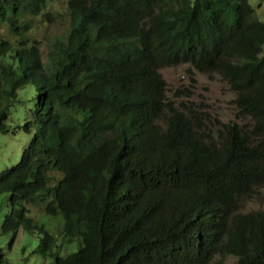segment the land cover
<instances>
[{
  "label": "trees",
  "instance_id": "trees-1",
  "mask_svg": "<svg viewBox=\"0 0 264 264\" xmlns=\"http://www.w3.org/2000/svg\"><path fill=\"white\" fill-rule=\"evenodd\" d=\"M61 1L69 27L43 62L33 20ZM0 25V133L17 90L36 91L30 141L0 172L8 251L42 206L63 221L59 241L41 231L49 264H264V206L244 209L264 200V22L248 0H0ZM179 65L223 78L247 121L169 100L159 70Z\"/></svg>",
  "mask_w": 264,
  "mask_h": 264
},
{
  "label": "rangeland",
  "instance_id": "rangeland-1",
  "mask_svg": "<svg viewBox=\"0 0 264 264\" xmlns=\"http://www.w3.org/2000/svg\"><path fill=\"white\" fill-rule=\"evenodd\" d=\"M255 9L259 21L264 22V2L260 0H248ZM51 21L38 16L33 20V29L30 38L40 43V53L43 62L46 61L48 46L57 38L64 37L68 27L69 18L63 1L54 3L48 8ZM0 36L12 41L4 26L0 25ZM264 55V45L262 54ZM166 84V97L176 102H192L200 105L211 117L217 118L223 123L236 121L244 124L247 119L238 118L233 99L234 94L227 83L218 74H201L189 68L187 65L166 67L159 70ZM36 91L31 84H27L17 90L16 100L8 111L6 124L9 126L6 134L0 133V172L11 168L19 162L22 149L29 143L30 135L23 133V124L30 120V110L35 101ZM51 175L59 178V174ZM7 194L0 196V245L5 253V258L10 264H49L50 260L42 258L39 253L41 231L49 235L59 237L63 221L61 216L50 217L43 214L42 206H27L30 217L33 219L38 230L33 232L19 231L11 250L8 251L6 244L9 238L1 235V225L4 215L9 211ZM264 206V200L253 198L245 204L247 211L255 210ZM10 237V235H9ZM3 241V242H2ZM57 241V242H58ZM76 250V244H72L71 251ZM234 260L226 258L225 263L231 264Z\"/></svg>",
  "mask_w": 264,
  "mask_h": 264
}]
</instances>
